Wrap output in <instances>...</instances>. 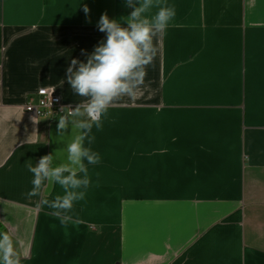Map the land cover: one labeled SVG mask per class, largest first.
<instances>
[{
    "label": "crops",
    "instance_id": "1",
    "mask_svg": "<svg viewBox=\"0 0 264 264\" xmlns=\"http://www.w3.org/2000/svg\"><path fill=\"white\" fill-rule=\"evenodd\" d=\"M161 6L175 17L140 93L93 127L101 160L64 224L25 195L27 163L63 157V114L24 105L48 87L76 106L71 60L105 39L101 14L123 24L132 9L0 0V223L20 264H264V0H153L150 14Z\"/></svg>",
    "mask_w": 264,
    "mask_h": 264
},
{
    "label": "clouds",
    "instance_id": "2",
    "mask_svg": "<svg viewBox=\"0 0 264 264\" xmlns=\"http://www.w3.org/2000/svg\"><path fill=\"white\" fill-rule=\"evenodd\" d=\"M124 3L132 9L124 23L110 19L106 12L101 14L97 28L105 33V39L91 53L81 50L86 60L72 59L66 69L67 84L81 100L74 108L64 106L60 110L64 114L58 119L57 131L65 144L63 157L50 153L34 165H26L33 176L26 197H38L37 206L52 209L51 214L64 224L72 220L75 203L84 199L90 185L88 165L101 160L90 147L95 140L93 127L102 128V116L116 100L125 96L135 99L140 93L147 67L157 56L159 42L176 14L173 6H161L150 14L153 0ZM83 11L88 16L90 9L84 5ZM55 186L62 194L49 199ZM0 264H20L16 242L8 232H0Z\"/></svg>",
    "mask_w": 264,
    "mask_h": 264
},
{
    "label": "built area",
    "instance_id": "3",
    "mask_svg": "<svg viewBox=\"0 0 264 264\" xmlns=\"http://www.w3.org/2000/svg\"><path fill=\"white\" fill-rule=\"evenodd\" d=\"M64 106L75 107L74 105L63 103L51 88L41 87L37 89L34 97L29 98L24 105V109L35 116L54 118L57 115L64 114L60 112Z\"/></svg>",
    "mask_w": 264,
    "mask_h": 264
},
{
    "label": "trees",
    "instance_id": "4",
    "mask_svg": "<svg viewBox=\"0 0 264 264\" xmlns=\"http://www.w3.org/2000/svg\"><path fill=\"white\" fill-rule=\"evenodd\" d=\"M0 232H7L1 223H0Z\"/></svg>",
    "mask_w": 264,
    "mask_h": 264
}]
</instances>
